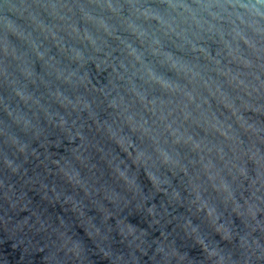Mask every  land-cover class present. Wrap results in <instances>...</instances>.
<instances>
[{"label": "clouds", "instance_id": "1", "mask_svg": "<svg viewBox=\"0 0 264 264\" xmlns=\"http://www.w3.org/2000/svg\"><path fill=\"white\" fill-rule=\"evenodd\" d=\"M0 264H264V0H0Z\"/></svg>", "mask_w": 264, "mask_h": 264}, {"label": "water", "instance_id": "2", "mask_svg": "<svg viewBox=\"0 0 264 264\" xmlns=\"http://www.w3.org/2000/svg\"><path fill=\"white\" fill-rule=\"evenodd\" d=\"M17 258H18V256H17Z\"/></svg>", "mask_w": 264, "mask_h": 264}]
</instances>
